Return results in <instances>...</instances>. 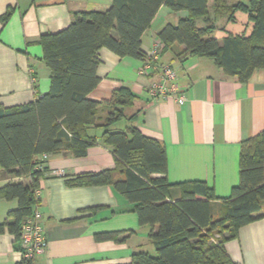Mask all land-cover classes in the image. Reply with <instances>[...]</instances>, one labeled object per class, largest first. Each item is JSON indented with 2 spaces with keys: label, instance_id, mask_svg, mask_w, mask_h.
<instances>
[{
  "label": "trees",
  "instance_id": "obj_1",
  "mask_svg": "<svg viewBox=\"0 0 264 264\" xmlns=\"http://www.w3.org/2000/svg\"><path fill=\"white\" fill-rule=\"evenodd\" d=\"M163 5L187 12L159 32L165 48L182 45L180 57L210 58L241 82L264 70V0H112L105 11L76 13L69 27L39 40L51 72L49 92L26 105L0 107V167L30 177L29 183L0 188V199L19 200L18 208L0 223V233L7 227L21 244L23 221L40 204L35 191L49 170L40 155L68 151L85 157L101 140L112 148L116 167L70 181L112 185L134 204L139 223L150 226L155 253L136 251L129 264H237L225 243L242 226L264 218V129L242 143L240 182L220 198L205 182L169 181L164 145L144 135L133 123L135 114L126 112L135 103L131 89L116 90L109 102L89 98L100 82L99 50L143 58L142 36ZM103 105L110 110L102 120ZM123 120L129 124L115 129ZM91 128L102 129L101 136L90 134ZM179 186L183 189L178 194ZM96 239L124 242L127 236L110 231L96 234ZM34 260L23 257L18 264Z\"/></svg>",
  "mask_w": 264,
  "mask_h": 264
},
{
  "label": "crops",
  "instance_id": "obj_2",
  "mask_svg": "<svg viewBox=\"0 0 264 264\" xmlns=\"http://www.w3.org/2000/svg\"><path fill=\"white\" fill-rule=\"evenodd\" d=\"M111 3L0 0V107L26 105L49 92L51 72L39 43L43 35L66 29L78 12L105 11ZM186 15V11L160 7L142 36L143 58L120 56L102 47L98 52L100 82L89 98L109 102L116 90L131 89L135 103L126 112L135 114L133 123L144 135L164 145L169 181H202L224 198L240 182L242 143L264 129V70L254 71L248 81L241 82L225 74L210 58L180 57L185 47L175 44L163 48L160 61L176 69L186 101L180 104L174 98L152 97L148 87L160 75H140L142 60L162 28L177 24ZM239 18L245 20L242 15ZM109 110L106 105L100 107L102 120ZM128 124L123 120L114 128ZM101 133L100 128L90 129V134L98 137ZM47 156H39L49 170L41 180L38 208L48 249L34 260L35 264H129L136 251L148 247L154 250L150 253H155L148 237L150 226L139 223L134 204L125 195L112 185H75L70 181L83 173L114 169L116 159L110 146L99 140L85 157H74L68 151ZM20 181L29 183L30 177L0 167V188ZM175 189L179 194L183 186ZM18 206L17 198L0 199V223H5ZM110 231H125L127 239H96V234ZM225 248L237 264H264V218L242 226ZM21 250V244L6 227L0 233V264H18L23 259Z\"/></svg>",
  "mask_w": 264,
  "mask_h": 264
},
{
  "label": "built area",
  "instance_id": "obj_3",
  "mask_svg": "<svg viewBox=\"0 0 264 264\" xmlns=\"http://www.w3.org/2000/svg\"><path fill=\"white\" fill-rule=\"evenodd\" d=\"M164 44L161 40H155L152 48L148 51L146 57L142 60L139 68V74L143 76L155 75L158 73L160 79L153 81L148 87L149 94L154 98L171 99L174 98L180 104H184L186 98L183 94L176 69L169 64H163L160 61ZM48 156L45 154L44 158ZM63 175L62 171L54 172ZM35 196L41 199V188L36 189ZM33 214L26 217L21 229V253L24 258L36 259L43 255L48 249V239L42 224V214L38 208Z\"/></svg>",
  "mask_w": 264,
  "mask_h": 264
},
{
  "label": "rangeland",
  "instance_id": "obj_4",
  "mask_svg": "<svg viewBox=\"0 0 264 264\" xmlns=\"http://www.w3.org/2000/svg\"><path fill=\"white\" fill-rule=\"evenodd\" d=\"M200 22H201V20L198 21V24H199ZM123 128H124V127H123ZM123 128H122V129H123ZM146 245H147V244H146ZM146 245H145V246H146ZM144 249H145V251H146V250H147V251H154V250H149L148 247H146V248H144Z\"/></svg>",
  "mask_w": 264,
  "mask_h": 264
}]
</instances>
